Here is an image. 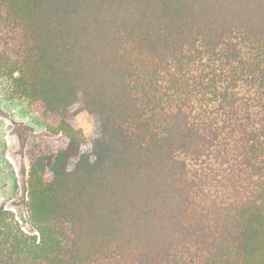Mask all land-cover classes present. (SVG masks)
<instances>
[{
	"label": "trees",
	"instance_id": "trees-1",
	"mask_svg": "<svg viewBox=\"0 0 264 264\" xmlns=\"http://www.w3.org/2000/svg\"><path fill=\"white\" fill-rule=\"evenodd\" d=\"M0 79L64 137L0 264H264V0H0Z\"/></svg>",
	"mask_w": 264,
	"mask_h": 264
},
{
	"label": "rangeland",
	"instance_id": "rangeland-1",
	"mask_svg": "<svg viewBox=\"0 0 264 264\" xmlns=\"http://www.w3.org/2000/svg\"><path fill=\"white\" fill-rule=\"evenodd\" d=\"M8 83L0 79V200L26 232L32 231L28 203V179L31 166L45 144L55 145L64 137L52 134L39 115L32 113L26 103L8 96ZM75 125L87 137L94 133V120L87 112H80Z\"/></svg>",
	"mask_w": 264,
	"mask_h": 264
}]
</instances>
